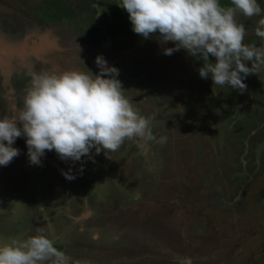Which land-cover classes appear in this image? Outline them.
Returning a JSON list of instances; mask_svg holds the SVG:
<instances>
[{
	"label": "rangeland",
	"instance_id": "1",
	"mask_svg": "<svg viewBox=\"0 0 264 264\" xmlns=\"http://www.w3.org/2000/svg\"><path fill=\"white\" fill-rule=\"evenodd\" d=\"M119 2L0 0V118L22 107L31 71L95 74L103 55L155 137L40 165L17 138L0 166V243L42 232L69 264H264V65L242 92L213 86L202 60L136 34ZM259 19L237 13L246 44H264Z\"/></svg>",
	"mask_w": 264,
	"mask_h": 264
},
{
	"label": "clouds",
	"instance_id": "2",
	"mask_svg": "<svg viewBox=\"0 0 264 264\" xmlns=\"http://www.w3.org/2000/svg\"><path fill=\"white\" fill-rule=\"evenodd\" d=\"M118 5L128 13L136 34L147 39L158 33L160 43L173 42L174 47L164 48L165 55L184 49L202 60L199 75L204 79L211 75L213 86L242 92L246 77L264 65V44H246L245 26L236 20L237 13L246 18L260 16L254 31L264 41V10L258 0H230L227 7L220 0H120ZM95 63L99 68L95 74L88 68L87 72L29 73L22 107L12 117L0 118V166L19 155L13 144L21 136L33 165L41 164L46 151L54 150L61 160L78 162L90 157L92 149L97 154L114 152L125 139L155 138L151 119L141 115L123 94L119 69L108 65L103 55H97ZM62 174L69 180L75 178L71 169ZM43 261L69 264L67 255L42 232L0 243V264Z\"/></svg>",
	"mask_w": 264,
	"mask_h": 264
}]
</instances>
